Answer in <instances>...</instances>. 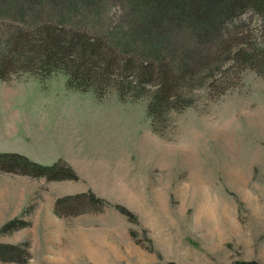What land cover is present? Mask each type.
Wrapping results in <instances>:
<instances>
[{
  "label": "rangeland",
  "instance_id": "obj_1",
  "mask_svg": "<svg viewBox=\"0 0 264 264\" xmlns=\"http://www.w3.org/2000/svg\"><path fill=\"white\" fill-rule=\"evenodd\" d=\"M102 4L104 16L89 18L106 17L103 26L90 31L124 54L123 69L131 52L170 44L128 43L124 2ZM235 24L263 59L261 16ZM28 29L0 20V154L74 175L52 180L0 161V245L25 254L0 264H264V77L224 51L195 69L179 55H151L153 73L176 88L159 106L154 86L121 95L109 76L82 89L24 57L9 65L25 52L20 43L43 42Z\"/></svg>",
  "mask_w": 264,
  "mask_h": 264
},
{
  "label": "trees",
  "instance_id": "obj_2",
  "mask_svg": "<svg viewBox=\"0 0 264 264\" xmlns=\"http://www.w3.org/2000/svg\"><path fill=\"white\" fill-rule=\"evenodd\" d=\"M122 1L128 15V43L157 49L156 42L168 38L170 44L166 41L167 46L164 45L163 48L159 46L156 55L144 56L131 52L129 60L124 62L127 67L123 69L124 66H119V63L124 54L108 41L106 43L109 45L104 44L102 36L104 32L90 31L103 26L98 19L102 21L106 17L89 18L98 13L104 16L107 6L102 4V0H0V20L5 18L29 25L28 30L35 32L31 35L38 34L37 40L40 38L46 40L40 39L43 42H39L40 45L35 43L32 49L31 46L20 43L22 51L25 52L17 51L19 58L7 60L8 64L17 63V59L20 62L24 57L26 63L38 65L49 74L58 70L68 73L70 80L75 81L78 84L77 88L82 89H87L83 86L91 83L89 79L99 83L108 82L107 79H110L111 85L114 83L118 85L116 87L121 90V95L130 90L136 92L135 96L138 97L148 87L154 86L156 89L153 99L159 106L170 103L172 99L175 100L172 90L176 88L171 86L167 76H157L153 73L155 70L153 61L148 59L151 55L159 59L161 56L179 55L184 67L189 66L191 62V69H195L209 60V66L213 65L212 63L216 64L219 58L225 57L224 51L230 60L238 65L240 63L241 67L253 69L264 77V57L260 59V54L249 50L243 38L244 34L240 31L243 25L235 26L236 21L251 12L264 20V0ZM79 18L88 19L84 28L71 24L73 23L71 19ZM62 37L66 40L61 41ZM236 42H240L242 46L234 50ZM27 50L30 51L25 55ZM103 50H107L109 61L103 57ZM109 50L111 52H108ZM160 53L165 54L160 55ZM225 59L227 58L222 60ZM159 61L160 64L167 62L165 59ZM117 66L120 70H117ZM181 67H178L179 70H182ZM162 68L158 67V70ZM186 74L185 77L189 76V79H194L196 76ZM0 161H6L12 168L23 169L27 174L44 176L52 180L58 179L61 171H66L63 165L42 166L16 154H0ZM73 175L72 172L66 171L64 177L73 179L71 178ZM24 255V252L14 246L0 245L2 259L17 261Z\"/></svg>",
  "mask_w": 264,
  "mask_h": 264
}]
</instances>
